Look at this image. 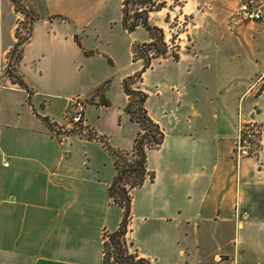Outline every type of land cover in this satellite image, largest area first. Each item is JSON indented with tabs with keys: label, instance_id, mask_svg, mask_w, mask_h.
<instances>
[{
	"label": "crops",
	"instance_id": "crops-1",
	"mask_svg": "<svg viewBox=\"0 0 264 264\" xmlns=\"http://www.w3.org/2000/svg\"><path fill=\"white\" fill-rule=\"evenodd\" d=\"M11 1L0 0V264H102L104 237L119 228L123 214L108 195L115 176L114 157L97 139L80 136L93 144L81 143L73 153V144L68 148L65 142L75 133L54 135L52 122L64 124L54 120L52 105L54 99H65L70 81L56 83V62L44 59L51 40L39 36L36 46L42 54L25 57L37 21L52 28L51 18L67 20L59 14L73 13L79 17L76 25L84 28L93 9L86 6L88 0H21L36 16L16 66L24 88L5 74L6 54L15 42L21 16ZM175 2L178 16L168 22L164 40L176 37L174 45L183 50L182 38L190 42L193 21L185 1ZM241 2L215 7L219 24L230 30L232 49L223 51L217 42L207 54L187 47L182 54L201 59L185 70L192 77L184 78L179 60L171 56L173 61L167 60L165 68L156 72L168 76L170 92L159 100L157 118L151 107L147 112L164 136L159 147L146 152L147 168L155 177L138 186L135 196L131 193L125 234L126 240L137 239L133 249L151 264H264V144L256 142L252 155L239 161L231 155L241 122L253 120L264 127L257 108L264 97V82L261 87L254 85L261 76L264 80V22L239 21L236 13ZM204 3L198 6L212 5ZM56 6L61 9L52 8ZM121 20L119 28L129 33ZM158 27L163 30L162 24ZM147 38L139 43L148 42ZM124 41L117 53L108 46L102 51L83 47L76 53L80 68L99 53L113 66L116 58L129 61L136 42ZM104 69L100 100L89 93L84 102L109 104L106 89L112 72ZM131 72L118 73L122 85ZM122 91L126 105L128 95L123 87ZM64 99V108L73 106ZM129 117L137 127L130 126L122 143H115L118 149H131L140 130ZM132 210L134 215L139 212L138 230L132 224Z\"/></svg>",
	"mask_w": 264,
	"mask_h": 264
},
{
	"label": "rangeland",
	"instance_id": "rangeland-1",
	"mask_svg": "<svg viewBox=\"0 0 264 264\" xmlns=\"http://www.w3.org/2000/svg\"><path fill=\"white\" fill-rule=\"evenodd\" d=\"M166 1L167 3L161 9L157 11L152 10L148 15V22L150 24H154V26L157 27L159 24L163 25L164 36L169 32L166 29L168 22L178 16L177 13L179 12V5L176 4V2L174 3L175 0ZM179 1H185L184 4L186 3L187 7L191 9L190 15L192 16L193 22L191 23L192 28L190 32V42L187 43V39L185 37L182 38L184 48L181 50L177 45H174L176 37H173L172 39L169 37L167 40H170V44L168 43L169 51H180L178 63L183 68V77L186 78L191 76V71L189 74L185 71L189 63L194 62V64H198V62L201 60L192 59L191 57H188L189 55L182 54L184 50H187V47H190V50L193 48H196L197 50L201 49L203 54H207L208 50H210V47L215 46V42H217L219 48H221L223 51L232 49V46L230 47L229 44V41L232 39L230 30L225 24H219L221 16L218 14V10H216L215 7L216 4H219L221 7L225 5L231 6L234 2H237V0ZM87 2L88 3L86 6H89V8L93 9L87 16L89 20L88 27L83 28L76 25L75 21L79 17H76V15L73 13L69 14L70 16L68 14H59L62 17H68L69 19L67 20L62 19L59 16H54L51 18V21H53L54 25L52 28L49 23H44L42 20H39L34 26L31 41L27 46V50L25 51V57H28L27 60H29L35 55L42 54L36 46V41L39 36L40 39L43 38L51 40L50 44H46V49L43 53L44 59L48 58L56 62L54 72L56 83H60L61 81H70L69 85L67 84L64 89L65 91L68 90V95H66L65 99L73 104V101L80 97L79 99L82 102L80 108L71 105L64 108L62 103L64 101H61L64 99V97L60 100L54 99V103L52 105V116L54 117V120L58 123L64 124V127H66L70 124L67 117L73 115V113L77 111H82V113L84 112L83 122L99 132L98 134H102V136L108 141L109 145L116 148L117 145H115V143H122L123 139L127 136V133L130 132V126L134 125V127H137L135 123L129 121L128 115L124 111L125 104L123 101L125 100V95L122 91V82L119 79L118 73L121 74L127 71H132V74L135 71H139L142 68V60H133L132 57L129 61H120V59L116 58V63L113 66L101 56V53H99L97 54L98 57L95 56L94 58L89 59V61L86 62V65H83V67L80 68L82 64L76 59V53H81L83 47L86 48V50L99 49L102 51L101 49L103 46H108L109 48L114 49L115 52H120L119 48L124 40L139 43L147 40L149 35L147 31L141 26L136 27L134 31L129 33L119 28V23L121 20V9L119 6L120 0H88ZM199 2H203V4H205L204 2H212V5L202 9V7L198 6ZM41 6L45 8L47 12L51 11L47 8V6L44 5V3H42ZM52 8L61 9L57 6ZM54 13L58 12L54 11ZM204 16L207 17L202 22V17ZM72 20H74V22ZM24 30L26 32V29ZM173 30L176 31L177 29ZM47 33H50V37L46 36ZM180 55H182L181 58ZM72 60L78 63H72ZM167 60L173 61L169 55L155 59L152 58L151 66L147 68L142 74V80L138 84H134V86L138 85L139 88L147 94L145 108L148 109L147 106L151 107L154 118L158 117L159 100L161 98H165L167 92H170L168 89V76H165L164 78L163 76H158L156 73L158 70L165 68L163 67V64H165ZM54 62H52L53 65ZM156 66L158 69L154 70V67ZM104 67L112 72L109 87L106 89V96L110 100L109 104L107 106H103L92 104L87 101L84 102V95H88L89 93L95 94V101L100 100L98 95L99 91H102L101 86L103 84L102 77H104L105 72ZM52 79H54L53 75ZM263 82L264 80L261 81L259 78V80H256L254 85H257L256 83H258L257 87H261ZM158 83H161V85H158ZM157 88H159L161 92L156 91ZM59 101L61 102L57 105ZM257 108L260 110L261 116L264 117V97H261ZM262 125L264 126V123ZM74 126L75 125H69L68 127L71 129ZM81 139L82 138H80V135L78 136V134L75 133L71 134V136L69 135L65 143L67 144L68 148H70V144H73V147L71 148L73 153L76 152V148H81V143L93 144ZM262 142L264 144V137H262ZM235 144L236 139L233 143L231 152L232 158L234 160H236V156L233 153ZM77 152L81 153L80 150H77ZM140 187H137L134 192L131 191V193L134 195L135 193L140 192ZM132 212V224L135 223L138 230L139 212L136 215H134L135 213L133 210ZM131 228L134 230L133 227ZM137 230L134 235L137 233ZM127 241L128 243L131 242L133 245H135L137 239L128 238ZM129 248L133 250L131 245Z\"/></svg>",
	"mask_w": 264,
	"mask_h": 264
},
{
	"label": "trees",
	"instance_id": "trees-1",
	"mask_svg": "<svg viewBox=\"0 0 264 264\" xmlns=\"http://www.w3.org/2000/svg\"><path fill=\"white\" fill-rule=\"evenodd\" d=\"M11 2L17 13L21 15V19L18 17L14 33L15 42L6 54L5 74L12 83H17L25 88L23 76L16 71V66L21 59L23 46L30 39L32 23L36 16L25 8L21 0H12ZM121 2L122 26L129 32L141 26L149 35L148 42L133 44V60L141 59L142 68L124 78L122 85L124 92L128 95L124 111L140 128L134 138L132 148L123 150L110 146L102 135L97 134L93 128L83 123L82 112L81 121L74 124L75 126L71 129L54 122H52V126L56 137L76 133L87 139H97L114 157L115 176L108 185V195L112 203L123 208V214L119 228L104 237L102 264H151V260L147 257L139 255L136 249L129 248L130 245L133 246V243L127 242L125 234L131 214V190L142 185L146 180L153 181L155 175L147 168L146 152L161 145L164 131L158 123L151 119L144 106L147 94L134 84H138L142 80V74L151 66L152 58L165 57L169 54L174 60H177L179 52L169 51L162 28L148 22L149 12L161 9L165 5L164 0H122Z\"/></svg>",
	"mask_w": 264,
	"mask_h": 264
},
{
	"label": "built area",
	"instance_id": "built-area-1",
	"mask_svg": "<svg viewBox=\"0 0 264 264\" xmlns=\"http://www.w3.org/2000/svg\"><path fill=\"white\" fill-rule=\"evenodd\" d=\"M264 0H242L239 7L237 8V17L239 21H260L264 22ZM21 19V17H20ZM173 36L170 37L172 39ZM169 46L170 40H165ZM169 43V44H168ZM175 44V43H174ZM263 76L260 77L262 79ZM1 81V80H0ZM0 83V87H1ZM76 99L73 101V106L80 108L81 101ZM82 111H77L73 115L68 116V122L70 125H74L81 121ZM262 137H264V127H262L257 122L246 121L241 122L238 126V132L236 136V144L233 149L236 161L241 158L251 156L253 153L254 145L256 142H261Z\"/></svg>",
	"mask_w": 264,
	"mask_h": 264
}]
</instances>
